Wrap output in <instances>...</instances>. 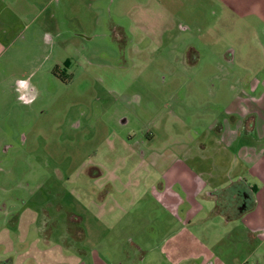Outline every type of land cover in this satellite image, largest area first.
Returning <instances> with one entry per match:
<instances>
[{"label":"rangeland","instance_id":"1","mask_svg":"<svg viewBox=\"0 0 264 264\" xmlns=\"http://www.w3.org/2000/svg\"><path fill=\"white\" fill-rule=\"evenodd\" d=\"M247 75L264 80V0H0V264L46 240L67 264H264L252 164L256 191L226 213L218 179L189 216L138 196L170 175L156 159L216 140ZM68 212L91 219L80 240Z\"/></svg>","mask_w":264,"mask_h":264},{"label":"crops","instance_id":"2","mask_svg":"<svg viewBox=\"0 0 264 264\" xmlns=\"http://www.w3.org/2000/svg\"><path fill=\"white\" fill-rule=\"evenodd\" d=\"M190 53L194 55L196 51L191 50ZM189 58H192V56ZM198 61L199 58H195L193 62L189 59L187 63L191 67H194L198 65ZM247 77V80H244L245 86H243L241 96H236L226 110V120L224 122H217L211 131L207 132L215 133L216 140L215 138L210 139L209 137V141L206 143L200 141L193 145V147L177 146L174 148V150H178L177 154L156 159L151 166L155 167L161 164L166 166V163H170L169 169L162 171V173L170 175L163 176L164 179L160 180L162 175L159 173V177L155 180L156 186L143 185L140 189L143 192L141 194L136 193L139 197L142 198V196L148 195L152 198L153 202H158L166 210L173 207L181 209L188 205L190 208L187 209L186 214L189 216L190 213L195 214L202 208V205H194L193 201L199 199L205 193L208 199L210 197L209 193L214 191L212 180L218 179L222 183L223 181L224 183L225 181L228 182L226 184L227 186L225 185L226 188L230 187L233 183L245 181L243 184L245 188L250 189V191H252L251 189L256 191V186H251L248 182L249 180L245 176L246 173L244 172L243 165L252 164L256 168L255 172L258 174L260 181L264 182V80L255 79L251 75H247ZM247 137H252L255 143H249ZM231 150L235 154V157L231 161L236 159L238 163L237 172L235 171L239 175H236L237 178L234 172L233 174L227 175L230 171V160L228 156ZM218 151H222L224 155L216 159L214 153ZM185 161L192 163L191 169L186 166ZM156 190H160L159 197ZM106 201L107 198L101 199V209L105 207ZM106 213V209L99 212L97 218L100 222L105 219L104 215ZM86 217L83 214L80 216L73 212H68L66 220L68 236L70 238L75 237V239H78L79 237L80 240L82 236L85 237L86 219L87 221H91L90 218ZM8 224L12 225L13 229L21 228L18 226V221H10ZM75 231H78V237H76ZM42 249H39L41 250L38 251L39 253L36 252V257H30L28 261L33 264H67L61 246L58 245L59 251H62L59 255L60 259L58 260L53 259L56 254H53L52 251L55 248L50 245L48 240L45 241V248ZM7 250H12V244L9 245Z\"/></svg>","mask_w":264,"mask_h":264},{"label":"trees","instance_id":"3","mask_svg":"<svg viewBox=\"0 0 264 264\" xmlns=\"http://www.w3.org/2000/svg\"><path fill=\"white\" fill-rule=\"evenodd\" d=\"M241 184L242 183H240V182L233 183L230 187L224 189L220 193V195L218 196V200H217V202L220 203L217 206L218 210H223V213H226L228 209H230V208L234 209L233 206L236 203L237 192L231 193V190L236 189V191H237L238 188L236 186L241 185ZM253 192H255L254 189H253Z\"/></svg>","mask_w":264,"mask_h":264},{"label":"flooded vegetation","instance_id":"4","mask_svg":"<svg viewBox=\"0 0 264 264\" xmlns=\"http://www.w3.org/2000/svg\"><path fill=\"white\" fill-rule=\"evenodd\" d=\"M243 184H241L242 186L238 187V189L236 191L237 192V199L240 202V205H241V203L249 202L251 200L249 192H253V189H251L252 191H250V189L245 188V186ZM237 206H236V204H234L233 207L236 208Z\"/></svg>","mask_w":264,"mask_h":264}]
</instances>
